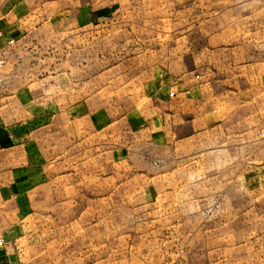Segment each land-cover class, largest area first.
<instances>
[{
  "label": "rangeland",
  "instance_id": "rangeland-1",
  "mask_svg": "<svg viewBox=\"0 0 264 264\" xmlns=\"http://www.w3.org/2000/svg\"><path fill=\"white\" fill-rule=\"evenodd\" d=\"M48 1L44 18L16 21L55 29L36 62L0 72L36 76L25 101L5 99L19 84L0 78V264H264V243L251 252L229 237L264 216V161L236 178L217 163L212 193L215 163L198 174L187 158L240 157L251 153L240 135L250 138L208 130L198 149L180 104L196 71L200 103L255 137L264 0H62L61 11ZM255 153L264 160V146Z\"/></svg>",
  "mask_w": 264,
  "mask_h": 264
},
{
  "label": "crops",
  "instance_id": "crops-1",
  "mask_svg": "<svg viewBox=\"0 0 264 264\" xmlns=\"http://www.w3.org/2000/svg\"><path fill=\"white\" fill-rule=\"evenodd\" d=\"M5 1L4 6L0 8V16L5 15L7 19L8 25L0 24V44L4 45L6 41L9 39L15 40V43L9 46L6 49V65L0 69V72H3L9 64V66H13L14 68L22 67L23 65L29 66L36 62L38 59L35 55L38 51L41 50L44 43L45 38V31L48 30L47 34L48 36H51V32L54 34L55 29L51 28L50 26L43 25L42 23L39 24L36 23L34 25H20L16 23L18 19H27L28 15L30 18H35L39 21L40 18L45 17L44 12V2L45 0H0ZM62 0H50L47 3L49 5H53L58 7L57 11H61V2ZM17 2L18 4H14ZM1 4V3H0ZM67 13H73L74 17L77 15L76 10H68ZM82 17L77 16L75 18ZM35 49V50H34ZM20 55L21 57L15 58V55ZM15 70V69H14ZM16 72V71H14ZM13 72V75H4L5 78H3V75H0V78L5 81L7 79L8 83H18V87H14L9 90V94L5 99H19L21 101H25L28 97V94L30 93V87H28L30 82L36 81V76L32 73H26L23 74L24 71L21 73L15 74ZM196 71L188 70L184 76L185 78V92L183 93V96H181V114H186L187 116V123H192L191 125L196 123V126H191V128H195L197 130L196 135H190L191 138L195 136L196 138V146L199 149L201 146L204 147L206 143V138L208 137V134L206 132L208 130L210 131H220L225 129H230L232 131L230 139L233 137L234 131H246L244 134L249 137V140H246L242 135H240L241 139H243L244 148L248 149L251 148V153L246 152L243 156L240 155H234L231 156L228 154V156L221 155V154H211L206 157V155L203 153H197L195 156L187 158V162L193 161L197 162L198 166V174L204 172L203 169L205 166L206 161L212 162L213 165L215 163V173L211 176L215 181H212V186L214 189L212 190V193L221 192L220 187V181L218 180L220 178V174L218 175V165L217 163H224L225 160H228V167L226 169L227 172L232 173L234 178L238 177L240 174L243 176L251 177V173L253 169H255L252 165L254 162L257 161H264L262 158H259V154L256 155V151H259L264 146V140H261L258 136V130L255 134V137L252 138V131L248 132L247 129L250 128V124L248 122H240V123H233L226 127V122H218L220 121V118L215 116L216 113L212 109V103H207L210 105H207L206 102L200 103L199 94L202 91V89L205 87V84H203L199 76H194V73ZM59 76V75H58ZM53 79L55 77H52ZM171 94V93H170ZM176 96V95H175ZM25 99V100H24ZM5 108H9L12 106V101L5 102ZM30 103V102H29ZM192 103V104H191ZM196 105V106H195ZM209 107V108H207ZM195 114V115H194ZM163 115L165 117H173V112L171 107H164V113ZM197 115V116H196ZM213 120V122H212ZM249 124V125H248ZM132 123V130H139L140 125ZM137 126V127H136ZM212 135V133H211ZM189 136V137H190ZM213 136V135H212ZM238 136V135H237ZM216 140V137H213ZM236 138V137H235ZM187 140V138H186ZM240 140V139H239ZM238 141V140H237ZM254 149V150H253ZM255 151V152H254ZM238 161L244 162L243 168L240 167V169L237 172V165L233 164L237 163ZM247 167L249 169H247ZM221 165L219 167L220 171ZM263 168V167H262ZM262 170V169H261ZM263 172V171H260ZM245 230L244 234H230L229 237H233L231 240L237 242V241H246L247 243H250L246 248H251V252L255 249L252 248L254 244L256 243H264V216L263 214L258 217L257 219L250 218L246 219L245 221ZM5 238V237H4ZM8 239L5 238L6 244ZM6 247V246H5ZM4 249L0 251V257ZM250 252V254H251ZM258 252V251H257ZM261 253V252H259ZM253 254V253H252ZM263 258V254L261 253Z\"/></svg>",
  "mask_w": 264,
  "mask_h": 264
},
{
  "label": "built area",
  "instance_id": "built-area-1",
  "mask_svg": "<svg viewBox=\"0 0 264 264\" xmlns=\"http://www.w3.org/2000/svg\"><path fill=\"white\" fill-rule=\"evenodd\" d=\"M1 37V35H0ZM15 43V40L9 39L4 45L0 44V69L6 65V49ZM174 94H170L172 97ZM258 136L261 140H264V124L258 129ZM6 246L5 238L0 235V251Z\"/></svg>",
  "mask_w": 264,
  "mask_h": 264
}]
</instances>
